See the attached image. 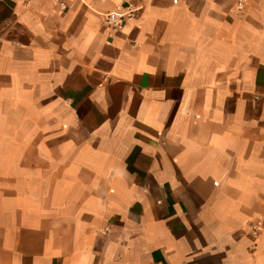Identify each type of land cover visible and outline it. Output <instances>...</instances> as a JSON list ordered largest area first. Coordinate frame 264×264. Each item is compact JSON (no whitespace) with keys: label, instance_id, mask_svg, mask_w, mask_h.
Instances as JSON below:
<instances>
[{"label":"crops","instance_id":"0c3cea01","mask_svg":"<svg viewBox=\"0 0 264 264\" xmlns=\"http://www.w3.org/2000/svg\"><path fill=\"white\" fill-rule=\"evenodd\" d=\"M238 1L0 0V264H264V0Z\"/></svg>","mask_w":264,"mask_h":264},{"label":"built area","instance_id":"2783aa9c","mask_svg":"<svg viewBox=\"0 0 264 264\" xmlns=\"http://www.w3.org/2000/svg\"><path fill=\"white\" fill-rule=\"evenodd\" d=\"M59 6L63 11L67 9V5L64 1H60ZM241 7H242V1L240 0L237 3V8L240 9ZM131 12L132 9L130 7H125L123 4H119L116 6V8L113 11L108 12L105 15V20L110 26H112V28H117L122 24L123 20L126 17L130 16ZM259 226H260L259 222L254 224L252 226L253 231L258 232L260 229Z\"/></svg>","mask_w":264,"mask_h":264}]
</instances>
